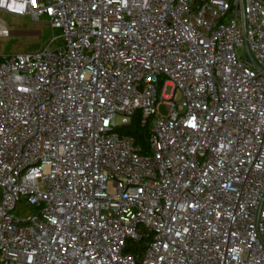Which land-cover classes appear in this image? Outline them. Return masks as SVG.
Here are the masks:
<instances>
[{"label":"built area","instance_id":"2783aa9c","mask_svg":"<svg viewBox=\"0 0 264 264\" xmlns=\"http://www.w3.org/2000/svg\"><path fill=\"white\" fill-rule=\"evenodd\" d=\"M0 10L59 32L0 55V264H264V0Z\"/></svg>","mask_w":264,"mask_h":264},{"label":"rangeland","instance_id":"374dc122","mask_svg":"<svg viewBox=\"0 0 264 264\" xmlns=\"http://www.w3.org/2000/svg\"><path fill=\"white\" fill-rule=\"evenodd\" d=\"M0 26H6L8 32L5 36H0V55L29 53L42 49L49 41L51 34L57 35V30L52 31L48 22L41 19L39 22H32L27 16H13L0 10ZM172 94L170 87L164 89V96ZM160 112L164 109L160 106ZM121 117L114 116V122L118 124ZM29 209L22 207L21 213H26Z\"/></svg>","mask_w":264,"mask_h":264},{"label":"trees","instance_id":"16d2710c","mask_svg":"<svg viewBox=\"0 0 264 264\" xmlns=\"http://www.w3.org/2000/svg\"><path fill=\"white\" fill-rule=\"evenodd\" d=\"M135 130L137 131V134L133 135L132 133ZM146 131L147 128H140L139 125H137L136 121L134 120H132L129 123V126L120 129V133L127 135L132 134L135 137L136 142H138L141 146H143L145 151H147L148 149V141L144 138V134L146 133ZM126 242L127 244L125 246L124 252L131 254L133 258L136 260V263L140 264L142 260L141 257L145 250V242L144 241L134 242L131 240H127Z\"/></svg>","mask_w":264,"mask_h":264},{"label":"water","instance_id":"95a60500","mask_svg":"<svg viewBox=\"0 0 264 264\" xmlns=\"http://www.w3.org/2000/svg\"><path fill=\"white\" fill-rule=\"evenodd\" d=\"M248 60H249V59H248ZM132 134H133V135H136V134H137V131H134ZM147 137H148V133L144 134V138L147 139Z\"/></svg>","mask_w":264,"mask_h":264}]
</instances>
